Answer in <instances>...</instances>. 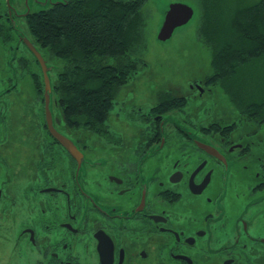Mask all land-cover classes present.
I'll return each instance as SVG.
<instances>
[{
    "label": "flooded vegetation",
    "instance_id": "obj_1",
    "mask_svg": "<svg viewBox=\"0 0 264 264\" xmlns=\"http://www.w3.org/2000/svg\"><path fill=\"white\" fill-rule=\"evenodd\" d=\"M16 1L11 12L21 33L10 22L7 0L0 3V71L7 78L0 76V87L6 90H17L26 73V58L10 49L16 40L17 49L29 50L19 20L39 12L24 16ZM32 86L45 111L42 92ZM165 93L157 103L124 107L128 122L122 125H145L139 132L119 129L123 133L113 136L106 123L102 134H83L55 122L79 149L80 161L50 132L40 138L33 176L1 159L0 204L12 196L5 183H18L29 211L13 247L19 251L6 252L0 264L25 258L34 264H264V134L241 133L252 122L239 123L240 117L198 121L188 105L161 101ZM0 127L5 135L9 117L7 129Z\"/></svg>",
    "mask_w": 264,
    "mask_h": 264
},
{
    "label": "trees",
    "instance_id": "obj_2",
    "mask_svg": "<svg viewBox=\"0 0 264 264\" xmlns=\"http://www.w3.org/2000/svg\"><path fill=\"white\" fill-rule=\"evenodd\" d=\"M146 2L68 0L29 15L30 35L38 50L45 58L46 52L53 61L63 63L56 82H52V96L56 94L63 120L59 119L67 129L105 132L117 94L145 65L134 54L144 44ZM199 38L212 50L213 73L206 84L220 87L244 119L264 124V89H253L251 76L252 70L264 66V0L236 6L230 14L223 0H202ZM27 65L26 61L24 76H32L45 102L41 67L36 74ZM168 94L160 100L188 104V97ZM0 114L6 130L9 114L2 110ZM38 116L42 118L40 130L49 134L45 111L39 110ZM43 143L50 147L47 141Z\"/></svg>",
    "mask_w": 264,
    "mask_h": 264
},
{
    "label": "rangeland",
    "instance_id": "obj_3",
    "mask_svg": "<svg viewBox=\"0 0 264 264\" xmlns=\"http://www.w3.org/2000/svg\"><path fill=\"white\" fill-rule=\"evenodd\" d=\"M11 0V6H12ZM17 0L16 8L19 12L26 13L34 10H46L51 8L58 2L66 0ZM230 14L236 6H249L257 3L259 0H223ZM3 0L0 2L2 3ZM173 3H182L194 9L193 18L186 24L176 29L173 36L167 41H161L158 38V33L164 22L167 10ZM27 7V9L25 8ZM32 9V11H31ZM33 13H30L31 15ZM35 14V13H34ZM19 20L23 32L29 38L34 40L30 35L28 26V18ZM143 16L145 20L144 26V44L138 48L134 57L144 62V67L132 78L129 83L124 86L120 93L117 94V101L113 111L111 112L108 125L110 124V134L117 136L123 133L120 130L128 132H139L144 129L145 125L128 124L122 125V122L127 123L125 119L124 107L129 111V102L134 101L136 104L151 105L153 102H158V97L161 92L171 94L176 97H188V114L196 117L198 121L206 122L212 118L224 117L228 122L233 119L241 118L249 122V119H244L241 112L237 110L230 102L227 94L216 86L206 84V78L213 73L212 68V50L210 47L199 38V27L202 18V0H147L143 8ZM29 38V39H30ZM30 39V41H31ZM35 41V40H34ZM32 42V41H31ZM33 43V42H32ZM36 43V42H35ZM16 40L10 47L11 51L14 48L18 50V55L25 57L27 60V69L31 73L40 74L41 70L37 65L33 55L23 45L18 49ZM38 46V45H37ZM40 47V45H39ZM43 55V54H42ZM18 56V57H19ZM44 56V55H43ZM45 56L49 63L55 68L50 71L51 82H56L59 72L63 69L61 61H53L49 54L45 52ZM21 58V57H19ZM45 58V57H44ZM45 58V59H46ZM16 66V62L12 61ZM10 66L9 75L7 74L10 83H14L15 76ZM247 77L248 71L244 72ZM0 76H4L1 74ZM251 76L254 78L253 89L257 91L264 89V66L252 70ZM6 80L5 76L2 78ZM1 81V80H0ZM33 78L30 74L21 81L17 90H6L3 85L0 87V102L4 103L7 99L3 111H9V131L4 135L3 128L0 127V166L2 160L8 161L15 171L25 172V175L30 173L33 176L34 165L41 156L40 138L44 134L40 130L42 118L38 116V111L41 110V103L38 101L35 92L33 91ZM199 85L200 91L195 85ZM202 90V92H201ZM3 93V94H2ZM174 93V94H173ZM168 94V95H169ZM53 115L58 116L61 120V109L56 104V94L52 96ZM119 119L117 123L115 119ZM245 123L240 130L241 133L257 130L264 134V124L255 121ZM113 125V126H112ZM61 130L66 131L65 125L61 124ZM73 131V130H71ZM85 134V131H76ZM93 133V132H87ZM239 133V134H241ZM127 138L128 135L125 134ZM4 137L10 141L2 143ZM40 148V150H39ZM97 149L105 151V148L99 146ZM13 170V171H14ZM0 187L2 184V175L5 169L0 167ZM28 182H23L22 187L28 193ZM6 193L12 194L11 198H6V202L0 204V261L4 262L6 252L11 253L19 251V247L13 249L17 244V234L22 225L26 222V216L29 207L27 201H21L23 189L18 188V183L8 185L5 183ZM8 188V189H7ZM4 190V189H3ZM14 198V199H13ZM9 232V234H8ZM5 233L6 235H3ZM6 237L9 241L5 245ZM20 245V244H19ZM6 260V259H5ZM15 262V259L11 260ZM4 264H8L5 262ZM20 264H34L32 259H23Z\"/></svg>",
    "mask_w": 264,
    "mask_h": 264
},
{
    "label": "water",
    "instance_id": "obj_4",
    "mask_svg": "<svg viewBox=\"0 0 264 264\" xmlns=\"http://www.w3.org/2000/svg\"><path fill=\"white\" fill-rule=\"evenodd\" d=\"M66 1L58 2V3H64ZM7 3L9 6V14L11 16L10 18L15 28H17L20 31V28L18 27V24L11 12V0H7ZM28 10L26 13L22 15L26 16ZM193 16H194V9L191 8L190 6L182 3L171 4L167 10L164 22L158 33L159 40L161 41L169 40L173 36L176 29L183 25H186L193 18ZM22 38L26 46L29 48V50L34 54V56L38 60L43 73L44 85H45V92H44L45 113H46L48 130L58 141L62 143V145L67 150H69L70 153H72V155L75 158L78 159V161H80L82 158V154L80 153L77 146L66 135L60 132L55 126V122L60 123V120L54 117L52 111L53 99H52V82L50 77V71L52 67L48 65L42 53L38 50V48H36V46L30 41V39L26 35H23ZM0 196H1V190H0Z\"/></svg>",
    "mask_w": 264,
    "mask_h": 264
},
{
    "label": "bare ground",
    "instance_id": "obj_5",
    "mask_svg": "<svg viewBox=\"0 0 264 264\" xmlns=\"http://www.w3.org/2000/svg\"><path fill=\"white\" fill-rule=\"evenodd\" d=\"M145 6V5H144ZM143 8V7H142ZM144 20V19H143ZM65 62V61H64ZM66 66V65H65Z\"/></svg>",
    "mask_w": 264,
    "mask_h": 264
}]
</instances>
